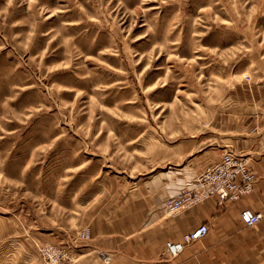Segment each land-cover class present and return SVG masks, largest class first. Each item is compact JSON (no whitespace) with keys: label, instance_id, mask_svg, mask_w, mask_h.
Wrapping results in <instances>:
<instances>
[{"label":"rangeland","instance_id":"rangeland-1","mask_svg":"<svg viewBox=\"0 0 264 264\" xmlns=\"http://www.w3.org/2000/svg\"><path fill=\"white\" fill-rule=\"evenodd\" d=\"M255 100L264 0H0V264H76L95 213L174 195Z\"/></svg>","mask_w":264,"mask_h":264},{"label":"crops","instance_id":"crops-1","mask_svg":"<svg viewBox=\"0 0 264 264\" xmlns=\"http://www.w3.org/2000/svg\"><path fill=\"white\" fill-rule=\"evenodd\" d=\"M255 87L257 90L258 83ZM261 110L258 111V102L256 107L244 109L239 116L251 115V121L223 131L228 139L223 144L227 150L222 152L246 157L254 170L251 195L223 206L208 200L169 215L166 192L159 189L153 192V199L137 197L110 211L100 210L87 223L90 239L80 246L76 264H104V257L98 256L100 252L109 257V264H264V115L258 117V113H264ZM244 209L260 213V222L244 227L239 220ZM202 224L208 227L202 240L186 247L176 258L164 257L167 242L178 241ZM80 231L82 228L77 234Z\"/></svg>","mask_w":264,"mask_h":264},{"label":"built area","instance_id":"built-area-1","mask_svg":"<svg viewBox=\"0 0 264 264\" xmlns=\"http://www.w3.org/2000/svg\"><path fill=\"white\" fill-rule=\"evenodd\" d=\"M264 126V120H263ZM255 173L246 157L230 151L222 154L219 161L207 166L193 179L177 187L174 195L167 198L165 208L169 215H175L185 208L214 200L218 205L237 203L252 194ZM262 215L250 209L241 210L239 220L246 228L258 224ZM208 234V227L202 224L183 234L176 242H167L163 255L167 259L179 256L186 247L199 242ZM89 230L80 232L79 240L87 241ZM47 262L44 264H73L74 257L61 247H48L44 250Z\"/></svg>","mask_w":264,"mask_h":264}]
</instances>
